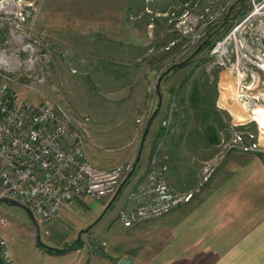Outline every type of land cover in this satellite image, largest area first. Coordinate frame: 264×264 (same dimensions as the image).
I'll return each instance as SVG.
<instances>
[{
  "label": "rangeland",
  "instance_id": "rangeland-1",
  "mask_svg": "<svg viewBox=\"0 0 264 264\" xmlns=\"http://www.w3.org/2000/svg\"><path fill=\"white\" fill-rule=\"evenodd\" d=\"M28 1L32 0L23 2ZM32 2L36 10L37 3ZM245 4L252 7L247 16L219 38L226 27V22L221 21L223 15L235 19L244 11ZM127 5L133 31L122 38L112 35L43 36L37 32L34 22L29 21L33 34L19 40L24 32L22 23L3 17L0 9V42L8 41L7 54L14 49V54H18L26 66L24 61L28 54L17 48L27 40L37 41L31 72H18V83L12 84V88L25 102L38 104L49 100L62 105L70 113L74 128L85 137L87 157L98 167L112 169L126 161L134 165L146 126L161 98V106L145 141L142 162L114 204L88 233L77 239L78 231L98 218L111 199L89 200L79 210H60L47 224H40L36 218L41 241L56 248H67L66 251H78L70 248L78 240L83 243L79 248L82 254L100 251L108 255L121 254L122 247H116L112 241L115 239L112 229L120 228L118 220L122 212L134 207L135 201L131 198L134 189L148 184L152 162H158L156 170L163 174L171 189L168 173L179 181L183 175H192L191 169L183 168V162L173 165L177 156L186 160L193 156L192 149L198 151L204 143L203 126L215 121L221 127L220 132H227L219 137L216 151L214 149L212 157L206 161L216 157L223 135L230 138L234 129L248 132L246 126L231 128V116L223 110L215 114L218 80L232 84V94L246 114H251L250 123H253H249V127L253 124L255 130L250 131L259 136L264 146V71L260 68L264 66V0H128ZM74 6L79 9L87 5L75 3ZM41 36L48 40L47 50L40 42ZM208 37L215 40L211 48L204 47L203 42ZM36 73H43V83L34 80ZM253 77L260 79L249 90L259 96V105L252 114L244 108L240 94L242 82L248 84ZM175 102L177 106L172 109ZM171 110L173 118L167 129L164 121ZM181 142L183 151L178 146ZM147 157L146 177L139 184V168ZM195 163V180H190L188 190L173 189L177 194H184L200 185V192L189 202L195 196L197 200L211 180L203 183L201 168L204 162ZM134 225L133 222L129 227ZM0 235L7 240L19 264H69L70 255L50 254L53 260L47 259L48 252L39 246L29 213L19 206L0 202Z\"/></svg>",
  "mask_w": 264,
  "mask_h": 264
},
{
  "label": "crops",
  "instance_id": "crops-1",
  "mask_svg": "<svg viewBox=\"0 0 264 264\" xmlns=\"http://www.w3.org/2000/svg\"><path fill=\"white\" fill-rule=\"evenodd\" d=\"M32 1L37 7L30 21L44 36L112 35L122 38L133 31L128 0ZM75 3L87 6L77 9ZM232 87L227 80L217 81L215 114L223 110L231 116V123L239 124L243 120L247 122V131L255 130V125L249 127L251 114L242 109L232 94ZM212 122L202 127L204 143L198 151L192 149V157L184 160L177 156L173 167L183 162V168L191 169L192 175H183L179 181L168 173L172 189L188 190L190 180H195V161L204 162L212 157L214 149L216 151L221 127ZM178 146L183 151V143ZM148 162L147 157L139 168V184L146 177ZM196 197L163 216L126 227L130 228L128 230L118 220L121 227L112 229L115 238L112 241L116 247H122L121 254H82L78 248V251L58 255H70L69 264H117L122 258H132L136 264H264V153L231 151L197 200ZM64 210L67 209L61 212ZM48 255L47 259L53 260ZM13 257L18 263L17 257Z\"/></svg>",
  "mask_w": 264,
  "mask_h": 264
},
{
  "label": "built area",
  "instance_id": "built-area-1",
  "mask_svg": "<svg viewBox=\"0 0 264 264\" xmlns=\"http://www.w3.org/2000/svg\"><path fill=\"white\" fill-rule=\"evenodd\" d=\"M23 1L0 0L3 17L18 19L22 23L24 32L19 40L33 34L29 21L35 7L32 1ZM43 36L40 42L47 50L48 40ZM7 42H0V198L7 197L25 205L40 224L51 222L60 210L81 209L88 200L111 199L132 170L133 162L126 161L112 169L96 166L87 157L84 135L74 128L70 113L62 105L49 100L38 104L23 101L11 85L18 83V72H31L37 41L27 40L17 48L28 54L24 61L26 66L19 55L14 54V49L11 54L6 53ZM42 54L46 55L45 52ZM260 68L264 71V66ZM28 76L30 78V74ZM259 79L253 77L248 84L242 82L240 98L244 108L252 111V114L259 105V96L249 90L258 84ZM34 80L40 84L45 81V77L43 73H36ZM176 106V102L173 103L172 109ZM172 118L173 110L164 121L167 129ZM246 125L247 122L243 121L233 124L231 128ZM223 132H220V136ZM223 137L218 144L220 149L216 157L204 161L201 168L203 183L211 179L230 151H264L261 139L251 131L245 133L234 129L230 138ZM157 167L158 162H152L153 171L148 175V184L139 185L131 193L135 205L122 212L121 221L125 227L131 226L133 222L165 215L200 192L199 185L190 192L175 193L166 185ZM45 232L48 233L47 230ZM0 264H18L7 240L1 235Z\"/></svg>",
  "mask_w": 264,
  "mask_h": 264
},
{
  "label": "water",
  "instance_id": "water-1",
  "mask_svg": "<svg viewBox=\"0 0 264 264\" xmlns=\"http://www.w3.org/2000/svg\"><path fill=\"white\" fill-rule=\"evenodd\" d=\"M160 85H161V79L158 82V94H160ZM161 106V98H160V102L158 104V106L156 107V109L153 112V115L148 123V125L146 126V129L144 131L142 140H141V144H140V148H139V152L136 158V161L133 165L132 170L129 172V174L126 176V178L123 180V182L121 183V186L119 187L118 191L116 192V194L111 198V200L109 201V203L106 205V207L104 208V210L102 211V213L100 214V216L98 218H96L89 226H87L86 228L79 230L78 231V237L77 239L79 240V238H81L82 234L84 233H88L103 217L104 215L107 213V211L110 209V207L114 204V202L116 201V199L118 198L119 194L121 193L123 187L127 184V182L132 178V176L134 175L136 168L139 164V162L141 161L142 158V153L144 150V145H145V141L148 135V132L150 130V127L153 123V120L155 118V116L157 115L159 108ZM0 202H5L11 205H15V206H19L23 209H25L28 213H29V217L31 219V221L34 223V227H35V235H36V239L38 240V242L46 247L52 248L53 250H56L58 248L53 247V246H49L45 243H43L40 239V234H39V227H38V222L36 221V218L34 217V215L32 214V212L23 204L14 201L12 199H9L7 197H2L0 198ZM117 264H136V262L132 259V258H122Z\"/></svg>",
  "mask_w": 264,
  "mask_h": 264
},
{
  "label": "trees",
  "instance_id": "trees-1",
  "mask_svg": "<svg viewBox=\"0 0 264 264\" xmlns=\"http://www.w3.org/2000/svg\"><path fill=\"white\" fill-rule=\"evenodd\" d=\"M243 1H247V0H243ZM244 7H245V9H244V11H242L239 15H238V17H236L235 19H233V17H229V15L228 14H224L223 15V17H222V19H221V21H225L226 22V24H225V28H224V31L219 35L220 37L219 38H222L224 35H226V34H228L231 30H232V28L235 26V25H237L238 23H240L246 16H247V14H248V12L250 11V9L252 8L251 6H248L247 4H245L244 5ZM243 10V9H242ZM215 38V37H214ZM218 38V39H219ZM204 47L205 46H208L209 48H211L213 45H214V43H215V40H213V37H208L206 40H204ZM183 65V64H182ZM39 246L42 248V249H44L46 252H48L49 254H62V253H66V252H68V251H66V249L67 248H62V249H60V248H58V249H56V250H53L52 248H49V247H46V246H43V245H41L40 243H39ZM83 246V243H82V241H78V240H76L75 241V245H73L72 247H70V248H72V249H78V248H81ZM103 255H105V256H108V254L106 253V252H104V251H100Z\"/></svg>",
  "mask_w": 264,
  "mask_h": 264
},
{
  "label": "bare ground",
  "instance_id": "bare-ground-1",
  "mask_svg": "<svg viewBox=\"0 0 264 264\" xmlns=\"http://www.w3.org/2000/svg\"><path fill=\"white\" fill-rule=\"evenodd\" d=\"M257 14V13H256ZM258 15H260V14H258ZM262 36L264 37V32H262Z\"/></svg>",
  "mask_w": 264,
  "mask_h": 264
}]
</instances>
